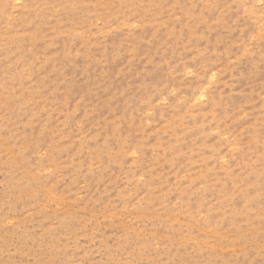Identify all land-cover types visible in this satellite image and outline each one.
<instances>
[{
    "label": "rangeland",
    "instance_id": "obj_1",
    "mask_svg": "<svg viewBox=\"0 0 264 264\" xmlns=\"http://www.w3.org/2000/svg\"><path fill=\"white\" fill-rule=\"evenodd\" d=\"M0 264H264V0H0Z\"/></svg>",
    "mask_w": 264,
    "mask_h": 264
},
{
    "label": "bare ground",
    "instance_id": "obj_2",
    "mask_svg": "<svg viewBox=\"0 0 264 264\" xmlns=\"http://www.w3.org/2000/svg\"><path fill=\"white\" fill-rule=\"evenodd\" d=\"M201 97H203V94L202 95H200Z\"/></svg>",
    "mask_w": 264,
    "mask_h": 264
}]
</instances>
